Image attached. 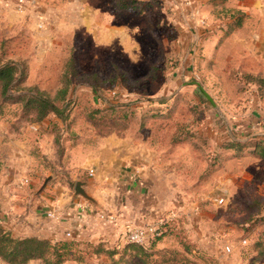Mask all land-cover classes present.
Wrapping results in <instances>:
<instances>
[{
	"label": "crops",
	"instance_id": "obj_1",
	"mask_svg": "<svg viewBox=\"0 0 264 264\" xmlns=\"http://www.w3.org/2000/svg\"><path fill=\"white\" fill-rule=\"evenodd\" d=\"M0 2L5 3L2 8L13 13V17L23 18L24 13L30 12L39 18L40 29L30 48L32 53L26 55L29 57L26 82L49 81L48 57L60 59L63 66L73 54L78 76L73 78L69 92L72 95L77 79L82 76L86 79L78 85L86 88H92V76L106 81L98 75L101 66L122 67L131 73L130 68L123 67L125 62L129 66L148 64L156 48L161 46L169 51L170 47L174 55L170 58L175 62L174 69L180 66L183 83L191 81L185 79L195 70L196 79L206 88L215 82L221 84L217 92L211 91L212 95L248 97L234 109L224 106L228 108L225 113L237 117V121L229 120L226 126L221 125L218 118L224 111L221 109L212 121L203 119L198 124L199 136L212 141L229 163L238 152L224 144L234 139L237 131L247 132L242 139L238 138L250 140V144L243 147L247 157L254 154V142L263 141L264 135L247 137L264 131V0H189L187 4L185 0H140L143 11L123 7L117 0H33L24 12L17 10L15 0ZM239 16L240 22L235 26ZM202 21L213 28L210 33H203L206 25ZM13 26L16 25L11 24L9 30ZM167 27L174 29L175 38L169 35ZM20 46L22 53L29 50L23 43ZM165 50L166 61L169 55ZM82 65L93 68L85 71ZM35 66L40 70L34 71ZM61 75L62 72L52 76V81L60 82ZM79 90L75 89L76 93ZM183 93L166 99L164 109L169 111L173 107V113L182 105L188 109ZM134 106L132 113L134 109L140 110L139 106ZM98 112L94 110L92 114ZM68 113L66 120L50 113L40 121H26L20 126L13 117L0 125L3 162L0 221L6 229L19 237L59 240L70 231L77 238L88 221L91 209L88 204H100L99 208L115 213L114 228L118 232L151 223L167 204H174L172 193L176 188H173L170 171L176 160L172 158V150L187 143L196 148L198 143L196 139L184 137L174 141V134L183 123H174L175 128L170 130L167 121L174 118L171 115L145 114L143 121L142 117L136 120L135 116L123 114L115 127L102 130L97 121L90 118L85 106H74ZM147 119L149 124L144 123ZM156 122L159 128L157 125L152 128L156 131L152 135L146 130ZM163 128L170 133V138L162 147L165 152L158 153L155 139ZM152 136L154 141L150 140ZM226 167L213 169L210 177L215 181L213 190L218 198L215 201L222 207L233 204L231 184L234 186L235 182L229 172L225 173ZM46 178L48 181L44 182ZM78 180L88 182L85 188L96 203L69 192L70 182L75 186ZM80 205L86 206V212H81ZM52 209L57 211V218L47 216ZM109 226L111 231L106 235L111 237L115 230ZM245 234L243 232L242 239L224 238L221 245L203 234L198 239L200 250L194 256L200 264H264V252L247 236L250 233ZM163 254L170 259L176 255L167 251ZM187 259L185 263L189 262Z\"/></svg>",
	"mask_w": 264,
	"mask_h": 264
},
{
	"label": "rangeland",
	"instance_id": "obj_2",
	"mask_svg": "<svg viewBox=\"0 0 264 264\" xmlns=\"http://www.w3.org/2000/svg\"><path fill=\"white\" fill-rule=\"evenodd\" d=\"M2 6H5V3L0 2V57L2 54L4 59L24 60L28 65L29 57L26 55L32 53L33 40L40 29L38 26L39 18L32 16L30 12L22 14L23 18L17 14L15 15L18 17H13V13L11 14L8 10L3 9ZM137 10L140 11L139 8ZM11 24L16 26H13L9 30ZM167 30L172 39L177 36L173 33L174 29L172 27H167ZM20 43H23V46L29 50L22 53V50L19 49L21 47ZM74 48L72 47V49ZM164 50L161 46L156 48L155 55L150 56V63L148 64L129 66L125 62L123 67L130 68L131 73L126 72L122 67L109 68L106 65L101 66L102 70L98 75L102 79L106 78V81L93 80L94 84L92 88H86L78 85L83 81L82 79H86L82 76L77 79L73 94H68L65 99L55 100V103L60 108L64 107L65 113H68V110L74 106H85L90 111V114L94 110H99L100 112L93 115V120L97 121L96 123L100 125L102 130H105L106 128L112 129L115 127L117 122H119L118 117L123 114H129L131 117L135 116L136 120H141L142 117L143 121L145 114L152 115V113H148L150 110H159L161 114H165L166 109L164 108L166 105L152 100L170 99L178 94V92H185L183 93L185 101H188L191 107L196 106L199 109V116L205 122L207 120L212 121L213 117L219 116L218 113L221 109L224 110L221 111L222 114L218 117L222 121L221 125L226 126L229 120L232 122L238 120L237 117L229 116L225 112L228 108L234 109V106L239 107L248 97H241L240 95L238 98L234 96L216 97L212 95L211 91L216 90L215 92H217L219 87L221 88L219 86L221 85L220 83L215 82L212 85H208V88L202 84L214 99V105L197 85L182 82L184 76L181 73V68L179 66L174 69L175 62L170 58L174 56L171 53L172 50L170 47L169 51L165 50L169 55L166 61ZM196 51L197 49H195ZM160 52L163 54L160 55ZM56 60L53 57H48V62H50L48 74L51 76L49 81H40L38 83L30 80L25 81L22 85L15 86L13 92L6 96H0V125H4L12 117L15 118V122L19 126L23 122L36 120L34 110H24V104L28 97H23V88L26 90V88L36 86V84H39L40 87L44 85L46 87L44 89L51 95L60 86L58 81H52V76H56L57 73L60 74L65 66L61 65L60 59ZM81 67L85 71L93 68V66L88 67L86 65H82ZM38 70H40V67L35 66L34 71ZM196 78H198L196 71L193 70L192 74L186 77L185 80H197ZM75 89L79 90V93H76ZM134 105L140 108V110L134 109V111L137 110L136 115H133L134 111L133 113L131 111L132 107L135 108ZM191 107L187 109L186 106L182 105L172 114L174 118L167 121V126L170 127V130L175 128L174 123H191ZM148 122L150 121L147 119L144 123L149 124ZM157 124V122L154 123L146 131L153 135L156 131L152 130V128L155 129L154 127ZM199 126L198 124L186 126L187 129H190L195 134L194 139L198 142L196 143L198 150L190 143L172 150V158L176 160L173 170L170 171L173 188H176L174 193H172L174 204H167L159 216L154 217L151 221V223L161 226L162 237L160 243H156L153 249H151V252H154L151 256H147V254L142 255V258L145 260L144 262L140 261L141 255L134 257L130 253H127L125 254L126 261L122 264H200L194 255L200 250L198 245L201 243L198 239L203 234L204 236H211V241H218L221 245L224 242V238L242 239L243 232L244 234L250 233L247 234L249 238L252 237L256 243L264 246V158H260L254 154H249L250 156L247 157L246 150L241 148L237 150L236 158L231 163L225 162L223 151L220 152L212 141L199 136ZM157 128H159V125H157ZM166 132L167 130L163 128L157 133L155 145L158 153L165 152V149L162 147L170 138V133ZM245 135H247L246 131H237L233 136L242 139ZM150 140L154 141L153 136ZM150 147L153 148L154 144H151ZM247 153H250V149ZM251 156H254V158ZM256 159L259 160L257 161ZM218 166H227L225 173L229 172L235 182L233 183L234 186L231 184L233 192L230 199L233 204L229 205V207H222V205L217 204L214 200L216 197L213 190L215 181L213 178L210 179L213 172H210V174L209 170L211 167L215 169ZM46 180L47 178L44 182L48 181ZM69 186V192L72 191L74 193V183L70 182ZM162 195L167 196L168 194L162 193ZM88 205L91 206L87 215L88 221H85L86 223L81 227L80 237L75 239L81 242L79 247L86 249V244L98 245L102 243L105 250L114 251L118 249L122 251L128 244L125 235L127 229L117 232L114 228V224H116L114 220H107L108 218L102 216V213L112 214L110 209L105 207L99 208L100 204H97L98 206L95 204ZM81 212L86 211L81 210ZM246 223H248V226H246ZM109 225L115 230L113 234L110 233L113 235L111 237L106 235L107 231H111ZM212 229L213 233L210 234ZM71 233L74 236V232ZM72 238V236L65 234L62 239L72 240ZM245 244L247 245L248 242ZM93 249L101 248L90 246L86 250ZM164 251L173 252L176 255L172 254V259H168L170 257H164ZM100 253L99 257L96 255L89 257L86 252H83L85 255L83 261L70 259L62 264H104L105 262L115 264L113 260L120 256V253H116L113 256L114 259H112L108 252L102 250ZM186 258L189 260L188 263L184 261ZM0 264L7 263L0 259ZM28 264L49 263H46L42 259H35L31 260Z\"/></svg>",
	"mask_w": 264,
	"mask_h": 264
},
{
	"label": "trees",
	"instance_id": "obj_3",
	"mask_svg": "<svg viewBox=\"0 0 264 264\" xmlns=\"http://www.w3.org/2000/svg\"><path fill=\"white\" fill-rule=\"evenodd\" d=\"M123 7H133L139 8L140 11H143L144 7L140 6V0H117ZM241 17L239 16L238 20L235 23V26L239 24ZM232 24L231 27H235ZM232 28V29H233ZM28 73V65L24 60H18L13 58H5L1 54L0 57V96H6L7 94L14 91V87L18 85H22L26 81ZM78 76V68L75 64V59L71 56L67 62L65 63L64 69L62 71L61 80L59 82L60 87L57 88L55 95H50L45 89H41L38 85L30 86L23 88V97H28L27 101L24 104V110L28 111V109L34 110L36 113V121H40L47 117L50 113H55L60 116L63 120L68 119L69 113H65V109L60 108L55 100L61 98L65 99L68 96L72 85H73V78ZM91 79L97 80V76H92ZM101 81V80H98ZM103 82V81H102ZM11 96V94H10ZM177 99V98H176ZM179 99V98H178ZM17 101V100H16ZM152 101H158L160 103H166V98L156 99ZM188 108L191 107V104L187 101ZM193 107V108H192ZM190 111L192 113V121L190 124H199L202 121V117L199 116V109L197 107L192 106ZM173 107L166 110L165 114L160 113L159 110H155L152 115L154 116H165L169 117L172 116ZM99 111V110H95ZM93 114H90V118L93 119ZM190 124H183L182 126L179 125L178 132L174 134V141L177 139L184 137L187 139H194L195 134L190 130L187 129L186 126ZM250 140L243 141L238 138H232L229 142L224 144L225 147H233L234 149L238 150L247 146ZM60 151L62 150L61 145L59 143V139L57 140ZM254 155L264 158V143L262 140H257L254 142V148L252 150ZM2 160L0 158V171L2 169ZM213 167V166H212ZM210 168L209 173L212 172L213 168ZM161 235L154 237L146 244H137V243H128L125 248L120 251L115 249L114 251L105 250L103 244L100 243L98 245L93 244H86V249L90 246L98 247L101 249H93V250H86L82 249L79 246L81 242L79 240H75L77 238H72V240L68 239H61L54 241L48 238H40L37 236H25L19 237L14 235L10 230L6 229L0 221V259L7 264H28L31 260L35 259H42L46 263L49 264H62L67 260L70 259H77V260H84L83 252H86L89 257L96 255L99 257L101 255L100 251L104 250L113 256L116 253H120V256L113 260L115 264H122L125 260V254L130 253L131 256H139L141 255L140 261L144 262L145 260L142 258L143 254H147V256H151L153 253L151 252L153 247L158 243L161 239ZM256 248L261 252H264V246L262 244L256 243ZM79 253V254H78ZM111 259V260H112ZM170 259V258H168ZM103 264V263H102ZM104 264H109V262H105Z\"/></svg>",
	"mask_w": 264,
	"mask_h": 264
},
{
	"label": "built area",
	"instance_id": "obj_4",
	"mask_svg": "<svg viewBox=\"0 0 264 264\" xmlns=\"http://www.w3.org/2000/svg\"><path fill=\"white\" fill-rule=\"evenodd\" d=\"M33 0H15L17 10L20 12H24L28 4L32 3ZM189 0H185V3L187 4ZM203 24H205V28L203 33L207 34L210 33L213 28L209 25H207L206 21H202ZM42 26V25H40ZM204 34V35H205ZM264 143V139H263ZM214 200H218V198H214ZM81 210L86 211V206L80 205L79 206ZM47 216L51 218H57V211L55 209L49 210L47 212ZM103 217L108 218L107 220L113 219L115 222V216L114 214L109 213H102ZM161 223V222H160ZM68 236H72V233L68 231L66 233ZM162 234L161 226L156 223H145L144 225H136L131 227L126 231V240L128 243H137V244H146L154 237L160 236ZM244 243H246V240H243Z\"/></svg>",
	"mask_w": 264,
	"mask_h": 264
},
{
	"label": "water",
	"instance_id": "obj_5",
	"mask_svg": "<svg viewBox=\"0 0 264 264\" xmlns=\"http://www.w3.org/2000/svg\"><path fill=\"white\" fill-rule=\"evenodd\" d=\"M185 83L197 85L202 90V92L209 98V100L215 105L214 99L212 98V96H210V94L207 92V90L204 88V86L202 85V83L200 81H198V80H191V81H188V82H185ZM255 135H264V131H262L259 134H255V133L254 134H251L250 136L247 137V139L249 137L255 136ZM87 184H88V182H86V181L78 180L76 182L75 186H74V193L73 194L75 196L76 195L83 196L86 200H88L90 202H93V203H96L95 198L92 195H90L88 193V191L86 190V188H85V186Z\"/></svg>",
	"mask_w": 264,
	"mask_h": 264
}]
</instances>
